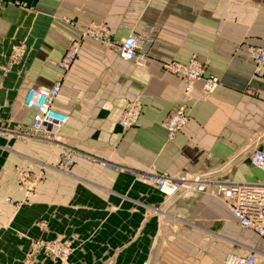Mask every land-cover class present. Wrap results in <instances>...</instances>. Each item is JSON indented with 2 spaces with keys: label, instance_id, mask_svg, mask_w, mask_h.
Listing matches in <instances>:
<instances>
[{
  "label": "crops",
  "instance_id": "obj_1",
  "mask_svg": "<svg viewBox=\"0 0 264 264\" xmlns=\"http://www.w3.org/2000/svg\"><path fill=\"white\" fill-rule=\"evenodd\" d=\"M93 24L106 25L118 42L131 28L159 27L148 67L85 38L56 101L71 118L57 132L59 140L0 139V264H54L43 258L27 263L29 239L75 234L71 264H225L230 253L245 255L239 250L243 227L214 193L166 200L131 172L263 180L249 157L255 147L264 151V81L253 77L248 46L264 42V0H5L1 124L29 129L33 111L22 104L27 88L53 85L64 51ZM17 44L25 45L23 61L7 69ZM193 55L220 77L210 94L201 80L187 81L161 66ZM137 96L141 118L122 129L120 116ZM181 103L190 120L169 139L163 123ZM63 143L94 161L79 160L63 171ZM246 229V253L256 252L257 264H264V238Z\"/></svg>",
  "mask_w": 264,
  "mask_h": 264
},
{
  "label": "built area",
  "instance_id": "obj_2",
  "mask_svg": "<svg viewBox=\"0 0 264 264\" xmlns=\"http://www.w3.org/2000/svg\"><path fill=\"white\" fill-rule=\"evenodd\" d=\"M5 4V0H0V8ZM75 26L74 22H69ZM156 29L147 27L141 33L131 32L120 43H115L110 37L108 28L105 25L93 24L90 27L80 30V35L70 43L64 51L58 66L62 72L61 77L55 83L48 87H28L22 104L24 107L33 111L32 121L28 130L13 131L4 127L0 123V137H8L17 134L24 140L26 139H46L57 141L59 137L57 132L70 121V116L57 107V98L61 92V85L64 76L68 73L72 64L79 58L82 43L85 38H91L103 43L108 47H117L118 55L130 63H134L142 70L147 69L150 43ZM252 63L254 66V77H260L264 81V42L249 47ZM26 53L24 44L15 45L9 54V64L7 69L23 61ZM162 68L175 76H180L187 81L201 80L203 92L210 94L217 89L221 83L217 75L207 73L204 65L200 60L193 56L187 62L166 60L162 63ZM192 87L185 90L187 96L190 95ZM144 104L141 98L137 96L125 108L120 118L122 129H128L138 123L143 113ZM188 105L181 103L174 107L167 114L164 120V127L168 131L169 139H173L183 127L189 122ZM59 165L64 170H70L75 163L80 160H93L92 157L85 154L80 149L63 143L60 147ZM250 165L259 169L264 175V151L262 149H253L250 157ZM109 165L107 163H100ZM137 178L153 184L158 191L166 198L195 197L200 193L212 192L227 205L231 206L232 213L236 220L243 228L254 231L258 236L264 238V178L263 180L253 183H236L233 181L211 179L206 175H197L191 177L185 173L178 176H172L166 172H131ZM9 200V199H8ZM76 236L70 239H58L53 241L32 239V248L30 255L38 253H51L62 255L66 259L73 250ZM225 264H257L258 255L254 251H248L245 255L230 253L225 259ZM144 264H149L145 262Z\"/></svg>",
  "mask_w": 264,
  "mask_h": 264
},
{
  "label": "rangeland",
  "instance_id": "obj_3",
  "mask_svg": "<svg viewBox=\"0 0 264 264\" xmlns=\"http://www.w3.org/2000/svg\"><path fill=\"white\" fill-rule=\"evenodd\" d=\"M98 25H100V24H98ZM102 25H104V24H102ZM106 26V25H105ZM107 27V26H106ZM147 27H152V28H154V29H156V32H155V34H154V37H153V42L152 43H150L151 45H150V48H149V50H148V54H149V58H150V56H151V54H150V50H151V48L153 47V45L155 44V41H156V36L158 35V33H159V27H157V26H155V25H147L145 28H143L142 29V31H144V30H146V28ZM108 28V27H107ZM108 31H109V29H108ZM141 31V32H142ZM131 32H137V31H135V28H131ZM130 32V33H131ZM141 32H138V33H141ZM109 34H110V31H109ZM110 37H111V34H110ZM113 40V39H112ZM114 42L115 43H120V42H118V41H115L114 40ZM261 43H263V42H261ZM258 44H260V43H258ZM250 46H252V45H249L248 46V51H249V47ZM117 48V47H116ZM249 54H250V57H251V53H250V51H249ZM193 56H196V55H193ZM198 59H199V57L198 56H196ZM193 58V57H192ZM191 58V59H192ZM174 60V59H173ZM190 60V59H189ZM188 60V61H189ZM200 60V59H199ZM251 60H252V58H251ZM163 61H166V60H163ZM163 61L161 62V65H162V63H163ZM175 61H178V60H175ZM184 62V61H183ZM187 62V61H186ZM200 62L204 65V68L206 69V72L207 73H213V72H211V71H209L208 72V70H207V68L205 67V64L200 60ZM252 66H253V63H252ZM213 74H215V73H213ZM215 75H217V74H215ZM218 76V75H217ZM219 77V76H218ZM253 77H254V66H253ZM219 79H220V77H219ZM220 83H221V80H220ZM222 84V83H221ZM204 93V92H203ZM205 94V93H204ZM5 127V126H4ZM7 128V127H6ZM0 139L2 140V139H5V140H7V141H10V140H12V139H21V140H24L23 138H21L20 136H18L17 134H14V135H9L8 137H0ZM46 140V139H45ZM255 148H258V147H255ZM254 148V149H255ZM253 151V150H252ZM60 156V155H59ZM80 160H84V159H80ZM79 161V160H78ZM77 161V162H78ZM77 162L75 163V165L74 166H76L77 165ZM58 166L60 167V165H59V159H58ZM73 166V167H74ZM61 168V167H60ZM62 169V168H61ZM73 168H71L70 170H64V169H62L63 171H66V172H69V171H71ZM166 198V197H165ZM168 198H166V200H167ZM174 199H176V198H170V200H174ZM177 199H181V198H177ZM245 231H247V229L245 228V229H243V228H241V233H240V236H242V245H241V248H239V250H240V252H241V254H246V244H245V241H246V239H247V236H246V234H245ZM245 234V235H244ZM76 236V241H75V244L73 245V247H74V250L68 255V256H66L67 258L66 259H64V257L61 255H54V254H51V253H38V254H36V255H34V256H31L30 255V251H31V248H32V239H41V240H48V241H53V240H60V239H70L71 237H75ZM78 238H77V235L75 234V235H71V236H60V237H56V238H52V239H48V238H45V239H42V238H34V237H31L30 239H29V243H30V245H29V250H28V252H27V254H26V262L27 263H31V262H34L36 259H38V258H43V259H48V260H50L51 262H53L54 264H71V262H70V259H71V255L75 252V250H76V248H77V244H78ZM230 255V254H229ZM228 256V255H227ZM226 256V257H227Z\"/></svg>",
  "mask_w": 264,
  "mask_h": 264
},
{
  "label": "water",
  "instance_id": "obj_4",
  "mask_svg": "<svg viewBox=\"0 0 264 264\" xmlns=\"http://www.w3.org/2000/svg\"><path fill=\"white\" fill-rule=\"evenodd\" d=\"M109 167H111V168H114V166H112V165H108Z\"/></svg>",
  "mask_w": 264,
  "mask_h": 264
}]
</instances>
